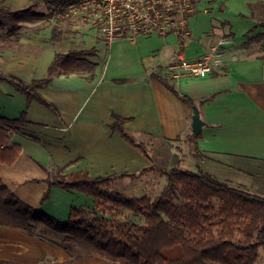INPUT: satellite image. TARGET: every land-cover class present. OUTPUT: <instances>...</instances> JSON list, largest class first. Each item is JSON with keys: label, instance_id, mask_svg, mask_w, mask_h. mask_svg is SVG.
Returning <instances> with one entry per match:
<instances>
[{"label": "crops", "instance_id": "0c3cea01", "mask_svg": "<svg viewBox=\"0 0 264 264\" xmlns=\"http://www.w3.org/2000/svg\"><path fill=\"white\" fill-rule=\"evenodd\" d=\"M0 2L25 8L31 0ZM35 11L46 13L48 6L41 4ZM54 21L36 19L17 35H10L8 26L0 27V73L26 82L44 78L57 51L96 50L95 56L88 57L97 63L93 78L88 73L61 74L40 90L58 107L61 118L38 101L27 105L25 94L0 80V115L18 118L27 108V124L12 135L21 153L13 164H0L3 181L23 201L67 220L73 205L93 207L94 199L53 187L50 199L42 203L49 187L46 179L55 170L62 168L65 175L87 172L92 178L137 173L114 182L138 183L154 171L164 175L162 171L169 169L159 165L161 153L175 156L194 172L213 174L264 196V43L241 47L264 32V0H197L185 20L183 44L176 30L108 41L93 23L83 20L67 27L70 33L53 42ZM223 36L231 38L224 68L203 78L181 73L180 58H200ZM233 54L237 60H232ZM153 73L176 78L178 91L196 102L209 97L200 107L196 105L206 122L198 149L191 138L193 107L153 78ZM114 113L128 118L126 127L148 145L150 158L111 128ZM86 259L71 260L54 243L0 226V261L88 264Z\"/></svg>", "mask_w": 264, "mask_h": 264}, {"label": "trees", "instance_id": "16d2710c", "mask_svg": "<svg viewBox=\"0 0 264 264\" xmlns=\"http://www.w3.org/2000/svg\"><path fill=\"white\" fill-rule=\"evenodd\" d=\"M80 2L31 0L25 8H11L0 2V27L8 26L9 34L17 35L26 23L55 18L52 41L56 42L70 33L67 27L83 20L93 23L106 39L102 31L106 15L100 21L90 11L77 15L69 13V7ZM41 4L48 6L46 13L35 11ZM169 15L180 20L176 9L170 10ZM188 15L184 16L185 20ZM120 25L116 37L129 36L127 14L121 16ZM173 30L178 31L183 44L185 25L179 28L177 23L166 34ZM254 43H264V32L248 38L241 47L249 48ZM95 55V49L86 48L57 51L44 78L26 82L16 75L1 72L0 80L11 83L25 94L27 105L38 101L61 118L58 107L44 98L40 90L61 74L88 73L89 78H93L97 63L88 57ZM151 76L191 107L197 104L200 107L209 99L196 102L180 93L176 78L172 76L157 73ZM114 118L111 128L150 158L148 145L138 141L126 127L128 118L116 113ZM27 122V108L18 118L0 115V164H13L19 157L22 148L12 142V135L21 131ZM200 136L191 135L196 149ZM61 171L62 168L46 179L49 187L41 202L48 201L52 188L58 187L93 198V209L73 205L67 220L56 218L23 201L0 175V226L16 228L54 243L66 250L71 260L92 256L111 264H256L260 248L264 247V196L220 181L213 174L175 166L162 171L168 182L158 195L132 197L114 191L112 184L119 178L136 177L137 173L92 178L87 172L65 175ZM0 264L12 263L0 261Z\"/></svg>", "mask_w": 264, "mask_h": 264}, {"label": "built area", "instance_id": "2783aa9c", "mask_svg": "<svg viewBox=\"0 0 264 264\" xmlns=\"http://www.w3.org/2000/svg\"><path fill=\"white\" fill-rule=\"evenodd\" d=\"M158 4H162L158 7ZM195 0H81L79 4L71 5L69 13L77 15L82 12H92L100 21L107 16V22L102 28L106 40L116 38V31L120 29L121 16L128 15L130 22L129 36L157 33L165 35L169 29L178 23L184 28V16L194 12ZM176 9L180 20L169 15V11ZM231 38L223 36L218 44L198 59L180 58L178 68L185 76L207 77L226 64L227 47ZM232 60L238 56L233 54Z\"/></svg>", "mask_w": 264, "mask_h": 264}, {"label": "rangeland", "instance_id": "374dc122", "mask_svg": "<svg viewBox=\"0 0 264 264\" xmlns=\"http://www.w3.org/2000/svg\"><path fill=\"white\" fill-rule=\"evenodd\" d=\"M156 154L157 153L155 152V156ZM159 163H158L159 165L168 166L169 169L175 166L191 168V166L187 165L186 163L182 164L181 160L179 161L175 156L167 158L164 153H161V160L159 161ZM59 170H55L53 175H55ZM137 181L139 182L131 183V181L129 180L116 181L112 184V189L114 191L123 193L124 195H127V196H132V197H139L143 195L155 197L165 187L168 179L166 175H161V174H158L156 171H154L153 173L148 174L144 178L143 177L139 178ZM93 207H90V208L93 209ZM259 254L260 255H259V258L256 264H264V247L260 248ZM84 258L85 259L88 258L84 261L85 263H88V264H111L108 261L101 260V259H98L92 256L84 257Z\"/></svg>", "mask_w": 264, "mask_h": 264}, {"label": "water", "instance_id": "95a60500", "mask_svg": "<svg viewBox=\"0 0 264 264\" xmlns=\"http://www.w3.org/2000/svg\"><path fill=\"white\" fill-rule=\"evenodd\" d=\"M194 113L192 116V131L194 134L199 135L202 133L204 126L206 125V122L201 116V111L198 106L193 107Z\"/></svg>", "mask_w": 264, "mask_h": 264}]
</instances>
